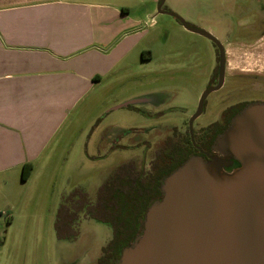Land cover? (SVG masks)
<instances>
[{"label":"rangeland","instance_id":"374dc122","mask_svg":"<svg viewBox=\"0 0 264 264\" xmlns=\"http://www.w3.org/2000/svg\"><path fill=\"white\" fill-rule=\"evenodd\" d=\"M139 1L154 11L153 21L147 22L154 23L150 35L127 61L133 67L118 72L90 103L85 102L82 113L73 117L59 140V152L52 161L40 162L27 183L12 181L0 189V264H92L111 238L109 227L79 215L74 233L59 238L55 224L63 201L75 202L79 194L95 201L98 187L126 152L111 153L107 161L93 162L86 156L101 157L108 152L112 129L148 123L136 110L114 108L154 92L174 97L171 104L186 109V114L166 116L163 123L178 120L180 126L196 111L216 63L212 42L187 31L172 16L157 14L161 0H132L137 7ZM162 8L225 44L230 74L264 67L258 62L263 59L257 54L259 44L244 47L227 43L252 39L253 27L264 30V0H165ZM141 10L138 7L132 14ZM143 48L146 61L140 63ZM207 116L203 114L196 123ZM128 139L122 138L120 143L126 144Z\"/></svg>","mask_w":264,"mask_h":264},{"label":"crops","instance_id":"0c3cea01","mask_svg":"<svg viewBox=\"0 0 264 264\" xmlns=\"http://www.w3.org/2000/svg\"><path fill=\"white\" fill-rule=\"evenodd\" d=\"M144 3L132 14V0H0V189L52 161L73 117L133 67L154 23Z\"/></svg>","mask_w":264,"mask_h":264},{"label":"water","instance_id":"95a60500","mask_svg":"<svg viewBox=\"0 0 264 264\" xmlns=\"http://www.w3.org/2000/svg\"><path fill=\"white\" fill-rule=\"evenodd\" d=\"M183 27L221 44L204 30ZM206 90L193 119L199 116ZM127 104H132L129 102ZM209 160L191 157L162 183L163 197L148 208L142 233L117 264H264V103L234 116Z\"/></svg>","mask_w":264,"mask_h":264},{"label":"flooded vegetation","instance_id":"af4514ba","mask_svg":"<svg viewBox=\"0 0 264 264\" xmlns=\"http://www.w3.org/2000/svg\"><path fill=\"white\" fill-rule=\"evenodd\" d=\"M253 28L255 36L252 39L227 43L241 44L244 47L259 44L256 49L260 52L257 54L263 59H258V62L264 66V44H261L264 43V30L259 26ZM219 43L224 51L222 79H219L221 58L217 45L212 42L216 63L204 92L218 85L219 87L211 90L205 97L199 116L193 119L200 99L194 114L182 125L179 126L178 120H175L177 123L168 120L163 123L162 119L166 116L170 117L172 113L186 114V109L172 105L174 97L167 98L163 93H146L117 105L114 110H136L135 113L146 118L148 123L126 130L112 129L108 152L101 157L99 154L96 157L86 156L93 162L107 161L111 153L126 152L122 159L118 157L117 160L120 161H115L110 175L98 187L94 202L79 194L75 202L63 201L58 211L55 227L59 238L74 233L73 227L79 215L109 227L111 238L92 264H117L120 258L118 255L132 246L142 233L150 205L163 197V181L191 157L207 161L211 156L218 155L213 152L212 146L217 137L227 130L232 118L249 105L264 103V67L254 72L241 69L230 74L225 44ZM212 96V100L208 102ZM129 102L132 104H127ZM145 108L155 111L148 112ZM203 114H208L206 120L196 123ZM122 138H129L126 144L120 143Z\"/></svg>","mask_w":264,"mask_h":264},{"label":"trees","instance_id":"16d2710c","mask_svg":"<svg viewBox=\"0 0 264 264\" xmlns=\"http://www.w3.org/2000/svg\"><path fill=\"white\" fill-rule=\"evenodd\" d=\"M31 171H32V166H31L30 164L24 165V166L22 167V175H21V179H22L23 181L27 180L28 177H29V175H30V173H31ZM118 256L120 257V254H119ZM119 257H118V258H119Z\"/></svg>","mask_w":264,"mask_h":264}]
</instances>
